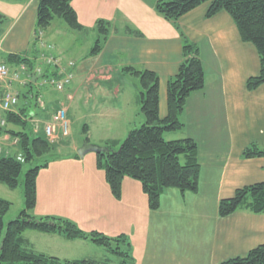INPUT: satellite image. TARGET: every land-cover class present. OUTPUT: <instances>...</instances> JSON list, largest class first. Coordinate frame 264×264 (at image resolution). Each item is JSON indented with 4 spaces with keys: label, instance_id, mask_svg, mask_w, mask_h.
I'll list each match as a JSON object with an SVG mask.
<instances>
[{
    "label": "crops",
    "instance_id": "1",
    "mask_svg": "<svg viewBox=\"0 0 264 264\" xmlns=\"http://www.w3.org/2000/svg\"><path fill=\"white\" fill-rule=\"evenodd\" d=\"M156 1L73 0L71 5L86 30H93L90 27L98 20L110 23L100 53L89 56V52L85 60L76 62L65 58L75 46L61 44L57 37L47 39L45 33L42 39L35 41L38 0H0V14L4 17L1 33V26L7 24L0 35V63L7 54L26 56L37 62L42 55L51 52L64 63L75 64L67 94L75 79L83 81L75 87L77 90L88 79L101 81V88L110 82L117 83L111 89L112 93H101V114H113V120L121 130L131 131L143 122L138 116V87L135 85L137 92L129 97L122 93L118 86L123 75H119L121 70L133 67L157 74L159 116L163 118L167 113V82L176 74L181 62L179 34L170 22L156 13ZM208 7V3L203 4L177 22L186 38L198 48L205 85L189 95L180 116L183 128L168 139L192 138L196 142L200 163L197 192L181 194L177 189L165 190L159 208L150 213L159 216V225L150 226V231L141 232L136 217L130 219L129 225L135 236V242H131L135 264L140 262L139 254L135 252H141V249L146 264H193L192 257L199 258L200 264L201 259L204 264H219L243 257L264 243V214L255 215L244 210L225 218L217 214L219 201L232 197L236 189L264 182V158H241L244 148L251 144L264 149V84L253 91L246 89L247 79L259 73L258 54L251 44L241 40L227 13L219 12L206 18ZM93 39H97V33ZM8 68L11 73L20 70L19 67ZM6 83L10 84L11 90L18 89L17 82ZM6 87L5 82L0 83V98ZM56 94L40 90L38 96L42 106L36 102L31 104L29 99L21 104L18 99L14 112L25 108L29 124L38 122L42 125L38 130L33 128L37 136H44V124L57 111L65 109L68 117V107L59 102ZM74 94H68L67 100ZM8 141L11 137L0 133V142ZM174 222L204 226L197 227V231H184L175 240L168 233V227ZM31 232L26 231L23 236L35 249L27 235ZM121 232L129 235L123 226Z\"/></svg>",
    "mask_w": 264,
    "mask_h": 264
},
{
    "label": "trees",
    "instance_id": "2",
    "mask_svg": "<svg viewBox=\"0 0 264 264\" xmlns=\"http://www.w3.org/2000/svg\"><path fill=\"white\" fill-rule=\"evenodd\" d=\"M21 1V0H14ZM73 0H38L36 10L35 41L38 32L46 31L55 18L72 30L87 32L79 23L77 13L72 7ZM209 4L206 18L219 12L227 13L233 20L243 42L251 44L259 57L258 75L249 77L246 89L253 91L264 84V0H157L154 9L164 20L170 22L181 40V62L174 76L168 79L166 87L167 113L159 116V78L149 70H138L124 67L123 74L137 79V104L143 122L139 128L128 132L126 138L107 140L105 154H97V167L104 170L105 179L111 193L119 198L124 177H130L141 183L147 197L148 208L155 211L159 208L160 197L167 189H177L181 194L197 192L200 163L198 146L192 138L166 140L164 134L180 132L183 128L180 116L189 95L203 89L205 76L199 58L198 48L191 43L181 31L177 22L179 18L195 8ZM4 17L0 14V24ZM97 39L89 56L100 53L108 37L110 23L98 20L95 23ZM2 63L8 67L23 66L30 74L25 85H19L17 91L21 96L37 105L40 87L32 82L35 67L41 65L26 56L7 54ZM34 72V73H33ZM41 77H58L51 67H43ZM30 96V97H29ZM5 120L0 133L14 137L19 145L18 157L0 156V184L9 190H15L20 184L23 163L34 164L37 158L49 154L53 145L44 136L35 138L22 131L6 129L8 124L25 128V108L17 113L1 112ZM87 127L85 126V130ZM87 131V130H86ZM88 143V139H85ZM241 158H264V149L256 144L244 148ZM48 162L31 166L22 180L23 209L16 218L4 223V217L11 203L0 198V264H135L131 242L124 234L112 239L104 233L91 231L85 233L74 223L55 217L45 216L36 219L32 216L37 201L36 180L39 169L46 168ZM248 211L255 215L264 214V182L255 183L236 189L233 196L218 203L217 214L225 218L237 211ZM26 231L59 235L66 240H90L94 245L103 248L109 255L119 258L115 263L109 256L102 259L83 258L60 260L36 251L24 238ZM219 264H264V243L251 249L243 257H235Z\"/></svg>",
    "mask_w": 264,
    "mask_h": 264
},
{
    "label": "rangeland",
    "instance_id": "3",
    "mask_svg": "<svg viewBox=\"0 0 264 264\" xmlns=\"http://www.w3.org/2000/svg\"><path fill=\"white\" fill-rule=\"evenodd\" d=\"M6 25L1 26L2 33L0 31V35L3 34ZM90 28H93V30L87 29V32L75 31L70 29L63 20L55 18L51 26L46 31L41 32V39L45 33L44 37L47 39L53 36L54 38L57 37V41L61 44L75 46L72 51L67 52L65 58L80 62L85 60V56L89 54L95 43V39H93L96 35L95 26ZM36 41H38V38ZM2 42L3 40L1 44ZM47 55H53V53L49 52ZM122 74L123 71L121 70L119 75ZM82 82L79 79H75L73 82L72 90L68 94H76L71 100H67L66 97L68 95L66 91L70 86L66 87L63 92H57L50 87L40 88L42 93H57L55 96L59 98V102H63L61 104L68 107L66 136H63L61 132L58 135L56 128L53 126L55 139L47 137L53 145V150L49 154L37 158L34 164L23 163L20 184L17 189L9 190L0 184V198L10 200L11 203L10 210L4 217V223L7 224V222L16 218L23 209L22 180L26 171L33 165H40L47 161L48 166L39 169L37 175V201L35 209L32 211L33 217L40 219L50 216L67 220L74 223L85 233L98 231L114 240L119 234H123L121 232L123 226L129 234L126 235L129 242H135V236L132 235L129 225L132 218L136 217L141 232L150 231V226L157 227L160 222L159 216L150 214L152 210L148 208L147 197L142 191L141 183L130 177H124L121 184V195L117 198L109 189L104 170L97 167V154L90 152L81 158L77 153L86 138L89 144L98 147L104 146L110 138L118 140L119 143L126 138L129 131L121 130V126L115 124L113 114H101V93H112L111 89L117 83L110 82L101 88V81L88 79L84 81V86L77 90L75 87ZM137 82L136 78L123 74L119 79L118 86L122 93L129 97L131 93L137 92L135 88ZM62 98L64 101H62ZM24 100L21 96L19 103L22 104ZM138 116L143 121L140 110ZM48 122L51 123V120ZM40 125L36 122L23 128L8 124L6 129L15 131L24 129L30 137L35 138L36 134H34L33 128L38 130ZM140 126V124L136 125V128ZM1 134L9 137L5 133ZM170 135L172 134H164V138L168 140L171 137ZM15 140L14 137H11V141L0 142V156H19V145L17 142L14 145L11 144ZM203 226L174 222L168 227L169 237L177 240L184 234V231H197V227ZM31 233H27V235H29L30 241L34 243L37 251L57 257L60 260L102 259L109 256L115 263L119 261L118 257L109 255L103 248L94 245L90 240H66L59 235L43 234L35 231ZM140 251L135 252V254H139L140 262L137 264H146L144 250L141 249ZM177 251L180 252V248ZM192 251L195 250L192 249ZM178 252L177 254H179ZM192 263L200 264V259L192 257ZM201 264H204L202 259Z\"/></svg>",
    "mask_w": 264,
    "mask_h": 264
},
{
    "label": "built area",
    "instance_id": "4",
    "mask_svg": "<svg viewBox=\"0 0 264 264\" xmlns=\"http://www.w3.org/2000/svg\"><path fill=\"white\" fill-rule=\"evenodd\" d=\"M39 35H41L39 33ZM41 64L51 67L53 70L57 72L58 77H40L38 81L39 87H50L56 90L57 92H63L67 86L72 81L73 73L70 69L74 66L73 62H68L67 64H63L58 58H55L52 55L41 56L40 60ZM35 72L41 76L42 69L41 67H37ZM22 75H25L23 78ZM30 74H27V69L25 67H20L19 71H15L13 73L10 72L9 68L0 63V83L5 82L7 85L5 91L3 92L0 98V113L1 112H13L14 108L18 103V93L9 88V83L6 82H19L25 85L28 82ZM39 104L40 101H38ZM66 111L62 109L54 114L51 118V123H46L44 125L43 131L46 137L51 139H55L56 135L53 134V126L59 132L62 133L63 136H66ZM5 124L4 119L0 116V127H3Z\"/></svg>",
    "mask_w": 264,
    "mask_h": 264
},
{
    "label": "water",
    "instance_id": "5",
    "mask_svg": "<svg viewBox=\"0 0 264 264\" xmlns=\"http://www.w3.org/2000/svg\"><path fill=\"white\" fill-rule=\"evenodd\" d=\"M38 77L37 76H33L32 77V82L34 83L36 81ZM90 152H93V153H96V154H105L108 152V149L105 147V146H102V147H98V146H95V145H91L87 142H84L81 147L78 149L77 153H78V156L83 158L84 155H86L87 153H90Z\"/></svg>",
    "mask_w": 264,
    "mask_h": 264
}]
</instances>
